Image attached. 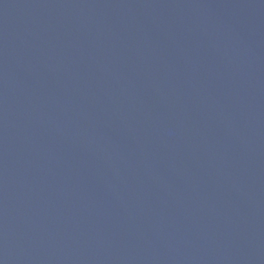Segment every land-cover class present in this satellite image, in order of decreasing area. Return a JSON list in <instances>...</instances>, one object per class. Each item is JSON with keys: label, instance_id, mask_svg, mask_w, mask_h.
Wrapping results in <instances>:
<instances>
[{"label": "water", "instance_id": "1", "mask_svg": "<svg viewBox=\"0 0 264 264\" xmlns=\"http://www.w3.org/2000/svg\"><path fill=\"white\" fill-rule=\"evenodd\" d=\"M0 264H264V0H0Z\"/></svg>", "mask_w": 264, "mask_h": 264}]
</instances>
